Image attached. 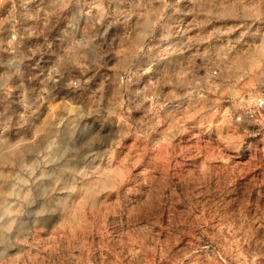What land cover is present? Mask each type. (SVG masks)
<instances>
[{"label":"rangeland","instance_id":"rangeland-1","mask_svg":"<svg viewBox=\"0 0 264 264\" xmlns=\"http://www.w3.org/2000/svg\"><path fill=\"white\" fill-rule=\"evenodd\" d=\"M0 264H264V0H0ZM216 72V73H215Z\"/></svg>","mask_w":264,"mask_h":264},{"label":"built area","instance_id":"built-area-1","mask_svg":"<svg viewBox=\"0 0 264 264\" xmlns=\"http://www.w3.org/2000/svg\"><path fill=\"white\" fill-rule=\"evenodd\" d=\"M5 30H8L9 32L7 35L9 40L16 39V34L13 28L6 29L0 25V32ZM232 118L233 121L239 125L249 124L253 127L264 128V97L256 98L251 105L233 113Z\"/></svg>","mask_w":264,"mask_h":264}]
</instances>
